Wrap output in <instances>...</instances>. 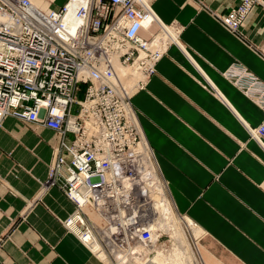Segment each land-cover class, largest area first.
Returning a JSON list of instances; mask_svg holds the SVG:
<instances>
[{
  "label": "crops",
  "instance_id": "crops-1",
  "mask_svg": "<svg viewBox=\"0 0 264 264\" xmlns=\"http://www.w3.org/2000/svg\"><path fill=\"white\" fill-rule=\"evenodd\" d=\"M66 1L32 0L44 9ZM147 1L161 21L181 25L185 49L169 45L131 95L166 195L195 226L202 264H264V148L246 128L261 122L264 109L224 75L239 63L264 82V3L233 32L217 16L239 0ZM58 140L37 121L3 119L0 264L116 263L81 240L83 224L65 225L76 206L47 181ZM83 216L96 229L94 220H102L90 207Z\"/></svg>",
  "mask_w": 264,
  "mask_h": 264
},
{
  "label": "built area",
  "instance_id": "built-area-1",
  "mask_svg": "<svg viewBox=\"0 0 264 264\" xmlns=\"http://www.w3.org/2000/svg\"><path fill=\"white\" fill-rule=\"evenodd\" d=\"M263 3L239 0L217 18L238 32ZM152 26L149 37L142 35ZM180 31V24L161 21L147 0H67L58 9L40 8L32 0H0V126L11 115L59 135L47 181L59 184L76 206L65 225L83 224L82 241L88 233L97 236L83 216L92 208L103 221L102 241L124 258L142 257L139 246L158 240L149 215L168 198L131 95L155 72L169 45L184 49ZM132 73L138 76L128 84L124 79ZM224 75L264 109L262 80L239 63ZM246 128L264 148V118Z\"/></svg>",
  "mask_w": 264,
  "mask_h": 264
},
{
  "label": "rangeland",
  "instance_id": "rangeland-1",
  "mask_svg": "<svg viewBox=\"0 0 264 264\" xmlns=\"http://www.w3.org/2000/svg\"><path fill=\"white\" fill-rule=\"evenodd\" d=\"M84 87H85V84L80 85V91L76 94V97L78 99H81V97L83 96ZM76 111H77V108H76V106H74L72 108V112L75 113ZM167 202H169V204H170L172 214L169 215L168 212L166 214L167 208L165 210L159 211L158 215L154 216V217H156V219H154V217H153V220H155V226H157L159 222H164V223L166 222L165 223V225H166L167 224L166 219H168V216H169V217H171V219L173 221L177 220L179 223H181V226H182V229L184 230V235H185V238L187 241L182 242L183 239L182 240H181V238L179 239V237L174 235L170 229L163 230L161 228H156L157 229L156 233L159 234L158 240L155 243H153L151 248L146 247V250H144V255L142 258L139 256H136V255H130V256L127 255L126 258H123V259H122V257L120 258L119 257V251H116V252L112 251L110 249V247H108L106 245V243H104V241H102L103 237L101 235H99L98 229H100L99 226L101 224L103 226L102 220H100V219L98 221L94 220V222L96 223V225L98 227L96 229L98 237L97 236L96 237H97V239H99L98 241H100L99 244H100L102 250L103 251L105 250L106 255L108 257L112 258V263L113 262H116L115 264H141L142 262L148 263L154 257V255L159 252L160 255L165 259L163 261V264L165 262H166L165 264H185V263L186 264H202L199 253H197L196 254L197 256L195 255V257L192 258L191 260L188 259V255H190V253H191V251H193V249L195 251V248L197 247L196 242L199 243V235L197 236L198 232H197L195 226L192 224V222L187 221L185 219V217H183L178 212H176V210L172 207L169 199ZM185 244H187L186 245L187 249L184 248ZM90 245L93 247L92 243H90ZM189 247H191V248H189ZM94 249H97V248H94ZM105 251H104V253H105ZM111 252H113V253L111 254ZM114 254H115L117 260L113 258ZM123 255H125V254H123ZM195 259H196V261H195Z\"/></svg>",
  "mask_w": 264,
  "mask_h": 264
},
{
  "label": "bare ground",
  "instance_id": "bare-ground-1",
  "mask_svg": "<svg viewBox=\"0 0 264 264\" xmlns=\"http://www.w3.org/2000/svg\"><path fill=\"white\" fill-rule=\"evenodd\" d=\"M123 73H124V71H123ZM137 73H132V74H130L128 77H126L124 80L126 81V83H131L132 81H133V79H136L137 78ZM168 201V198H166V199H164V201H158L156 204H155V206L152 208V212H150V221H151V228L154 230V234L156 233V231L155 230H157L156 228H161V229H163V230H165V229H170L171 231H172V233L174 234V235H176V236H178L179 237V239L181 238V240H182V242L184 241V242H186L187 240H186V238H185V235H184V230L182 229V226H181V223H179L177 220H175V221H173L172 219H171V217H169L168 216V219H166V221H167V224L165 225V223L164 222H159L158 223V225L157 226H155V220H153V217L155 216V215H158V213H159V211H162V210H165L166 208V214H167V212L169 213V215H171L172 214V211H171V207H170V204H169V202H167ZM154 219H156V217H154ZM185 219L187 220V221H189V219L188 218H186L185 217ZM154 221V222H153ZM83 239V238H82ZM84 240V242H86V243H92V245H93V247L94 248H97V249H95L96 251H97V253H99V254H103V252H102V250H101V246H100V244H99V241L97 240V238H96V236H95V234L93 233V232H91V233H88V235L85 237V239H83ZM97 243V244H96ZM181 244V243H180ZM183 244V243H182ZM153 245V243L151 244V245H149V246H145V247H140L139 246V250H141L142 251V253H143V255H144V250H146V247H148V248H151V246ZM186 245L187 244H185V247L184 248H186ZM189 246V245H188ZM189 248H191V247H189ZM197 248V247H196ZM195 248V251H194V249H193V251H191V253H190V255H188V259H192V258H194L195 257V255L198 253V251H197V249ZM187 249V248H186ZM148 250V249H147ZM189 250V249H188ZM187 250V251H188ZM197 251V252H196ZM120 253V252H119ZM178 253V252H177ZM124 256L125 255H119V257L121 258L122 257V259L124 258ZM197 256V255H196ZM118 257V258H119ZM139 257H141V256H139ZM143 257V256H142ZM141 257V258H142ZM179 257V256H178ZM190 257V258H189ZM121 260V259H120ZM165 259L160 255V253L158 252L157 254H155L154 255V257L148 262V263H141V264H163V261H164ZM124 261V260H123ZM162 261V262H161ZM188 261V260H187ZM195 261H196V259H195ZM166 263V262H165ZM164 263V264H165ZM186 264V263H185Z\"/></svg>",
  "mask_w": 264,
  "mask_h": 264
}]
</instances>
